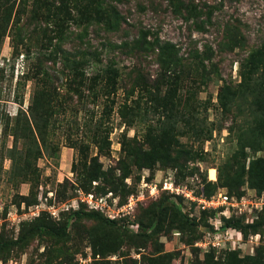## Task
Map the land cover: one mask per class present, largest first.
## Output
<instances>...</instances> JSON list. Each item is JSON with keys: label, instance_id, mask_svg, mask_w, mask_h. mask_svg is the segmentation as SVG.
<instances>
[{"label": "rangeland", "instance_id": "374dc122", "mask_svg": "<svg viewBox=\"0 0 264 264\" xmlns=\"http://www.w3.org/2000/svg\"><path fill=\"white\" fill-rule=\"evenodd\" d=\"M177 2L178 13L169 0H0L9 7L0 14V264H197L211 251L215 260L264 248V228L221 229L232 208L198 203L224 193L250 203L242 224L264 215V190L248 174L263 153L242 144L246 103H217L264 43V0ZM140 32L149 44L136 51ZM155 39L175 46L174 73L164 74ZM108 65L114 74L92 70ZM166 174L175 198L141 188ZM87 195L104 199L94 211L116 227L75 218L93 210ZM130 221L148 237L130 233ZM43 226L66 235L33 229Z\"/></svg>", "mask_w": 264, "mask_h": 264}, {"label": "trees", "instance_id": "16d2710c", "mask_svg": "<svg viewBox=\"0 0 264 264\" xmlns=\"http://www.w3.org/2000/svg\"><path fill=\"white\" fill-rule=\"evenodd\" d=\"M169 3L172 5L173 12L178 13V2L177 6L175 4L176 0H169ZM8 11L9 7L0 5V14L2 16L8 14ZM145 38V32L138 33V38L133 42V47L136 51L139 50L144 43H146ZM153 41H155L154 45L158 50L155 55L156 58H158L159 63L164 68V74L168 72V74L174 73L175 67L180 63V60L177 58V52L174 50L175 46L169 42L158 43V39ZM146 44L149 43L147 42ZM261 57L264 58V43L259 48L251 51L244 59V65L243 68H241L242 72L240 73L241 82L237 85V87H222V89L226 90L227 99H225L222 94L217 96L219 108L226 110L229 102L235 100L239 101L242 99L246 103L247 116L252 118V127L248 129L249 133L246 140L242 143L244 145L243 147L249 149L250 151H261L263 153L262 156L252 159L249 163V181L251 188L255 189L256 192L264 190V63H261L262 61L260 62L259 59ZM93 66L92 70L98 71V74H114L116 71L112 65L98 67V69ZM236 109L239 110L240 106L236 105ZM164 195L168 197V195ZM171 203H173V201H171ZM73 215L75 218L94 219L104 225L116 227V222L114 220L102 216V214L98 211L86 209V212H82L76 210L73 212ZM178 215L183 218L180 213H178ZM127 225L128 231L135 236L142 238L148 237L145 226L133 221L128 222ZM131 226H136V228L132 229ZM261 227L264 228V215L260 220L245 225L242 224L237 215H229L222 220V225L220 226L221 229L232 228L237 229L240 232L245 229L256 230ZM33 229L41 230V233H46L56 239H63L66 235L65 226L61 228L43 226L41 228L35 227ZM22 240H24V238L20 237L16 240L5 242L4 246H16ZM197 264H264V248L260 246L257 248L255 255H245L242 257H239L235 251H229L225 253L223 258L215 260L213 252L211 251L204 254L202 260L197 262Z\"/></svg>", "mask_w": 264, "mask_h": 264}, {"label": "built area", "instance_id": "2783aa9c", "mask_svg": "<svg viewBox=\"0 0 264 264\" xmlns=\"http://www.w3.org/2000/svg\"><path fill=\"white\" fill-rule=\"evenodd\" d=\"M141 188L148 191V195L149 196H155L161 193H164L172 198H175L176 195H178L179 193V189L177 186L174 185V179L173 176L170 174H166L164 177H162L159 181L156 182V180H152L151 182H145L144 180H142L141 182ZM143 192H141L139 195L137 196H132L130 195L127 199V204L125 206V209L127 208L128 211H132V205L135 203L136 200H139L141 198ZM188 199L193 201V198L189 197V195L187 196ZM82 202H84L89 209H101L104 207L105 205V201L103 198H99L98 200H92V196L91 195H87L84 199L81 200ZM232 200L227 197L226 194L224 193H218L213 195L209 200L207 201H199L198 203L201 205L200 209L201 210H205V209H211V210H215L217 207H221V206H230L232 208L231 213L234 215H240L245 208H247L248 204L250 203H246L244 198H240L238 201L233 200V202H231ZM227 214L229 215V210L226 209ZM127 213V212H126ZM125 213V214H126ZM108 219H112L109 216H107ZM132 229H135L136 226H131ZM217 237L219 238V236L216 237H212L211 239L214 241L217 239ZM209 240V239H208ZM211 241V240H209ZM208 242H205V244H207ZM211 247H216L218 244L217 242H210L209 244Z\"/></svg>", "mask_w": 264, "mask_h": 264}]
</instances>
